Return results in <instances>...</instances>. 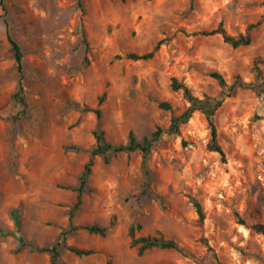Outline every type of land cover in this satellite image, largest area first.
Wrapping results in <instances>:
<instances>
[{"label":"rangeland","instance_id":"rangeland-1","mask_svg":"<svg viewBox=\"0 0 264 264\" xmlns=\"http://www.w3.org/2000/svg\"><path fill=\"white\" fill-rule=\"evenodd\" d=\"M264 0H0V264H50L32 249L54 245L69 229L79 176L95 146L96 108L106 142L140 140L189 103L172 78L200 99L222 89L212 74L236 86L216 115L228 164L208 150L204 115L195 112L154 145L145 175L140 152L93 158L76 226L97 224L105 236L79 229L67 245L93 250L77 256L60 248L61 264H264V22L247 46L221 37L190 36L220 22L244 33L264 15ZM7 32L23 53L19 73ZM167 40L154 58L119 60ZM166 103L170 109L162 108ZM78 147L80 150L69 149ZM205 220L201 224L195 203ZM19 212L18 251L12 211ZM163 237L181 250L152 248L139 255L128 232ZM204 240L214 249L218 262Z\"/></svg>","mask_w":264,"mask_h":264},{"label":"trees","instance_id":"trees-1","mask_svg":"<svg viewBox=\"0 0 264 264\" xmlns=\"http://www.w3.org/2000/svg\"><path fill=\"white\" fill-rule=\"evenodd\" d=\"M263 6H264V3H263ZM263 22H264V15L256 23L248 25L244 33L239 34L237 36H233L229 34L222 22H220L214 29L196 31V32L190 33L189 35L190 36H205V37L219 36L222 38V40L225 43L231 45L233 48H238L241 46H247L251 43L253 32L256 31L258 28H260ZM7 39L10 45L11 52L14 57L17 71L20 76L19 83H18V91L16 94L13 95V98H17V100L22 105H24V100H23V97L21 96V93L23 92V87H22L23 53H22V50L19 44L13 39V37L10 35L9 32H7ZM166 41L167 40L165 39L157 41L153 45L152 49L148 52H144V53L129 52L125 55L116 56V59H119V60L127 59L131 61H136V62L150 60L154 58L155 55L161 50V48L165 45ZM256 76H257L258 83L256 85H251L250 87L254 89L255 91H258L259 89L264 90V81H263L261 71L259 68L256 69ZM212 77L215 80H217L219 86L222 89L228 88L229 92L227 94L222 92L217 97L205 96L202 99H200L192 94L191 90L189 89L187 85L180 83L176 78H172L171 88L174 91L183 92V96L186 99V101L189 103V107L181 115L172 117L170 121V125L168 126L167 129L158 128L156 131L152 132L149 136L143 137L140 140H138L135 137L133 132H130L128 134L127 142L125 144H120V145L110 144L106 142L104 138V131L100 129V120L102 117L101 105L104 101L105 96L99 99L98 105L96 108L88 109V111H92L96 115L97 120H98L97 129L93 133L94 138H95V146L90 152L91 158L85 164L84 169L79 176V186L76 188H72V187L67 188L77 193L76 203L69 212V229L67 231L62 232V234L58 238V241L50 247L38 248L35 246H31L22 237L21 221H20L19 212L17 210H13L12 216H13V220H14L15 228H16L14 234L18 238L19 243H20L18 251L22 250L24 247L31 246L32 249L35 251L42 252V253H49L51 255L50 264H61L60 259H59L60 248L67 249L68 251H71L77 256H88V255L93 254L94 253L93 250L78 249L72 246H68L66 243L68 237L71 234L76 233L79 229H84L88 231L89 233L98 234L100 236H105L107 232L106 227H102L97 224L85 225V226L79 227V226L74 225L73 223L74 213L81 206L82 198L88 190L87 181H88V177L90 176L92 172L93 158L97 156H101L103 157L104 161L108 163L110 156H115L121 153L140 152L142 155V160H143L142 161L143 170L145 172V175L149 176L147 160L152 152L154 145L161 139V137L164 134L166 135L179 134L180 126L182 124L187 123L192 118L195 112H199L200 114L204 115L209 124L210 132H211V139L207 146L208 150L219 155L221 162L224 165H227L228 164L227 155L218 141L219 132H218V126H217V121H216V115L218 111L221 109V107L223 106V104L225 103V101L229 99L230 97H232V93L236 86H240V87H246V86L243 82H240V81L233 83L231 86H228L224 77L218 73L212 74ZM160 106L162 108L170 109V106L166 103H161ZM69 149L76 150V151L80 150L78 147H71ZM195 208H196L197 215L199 217V222L203 224L205 220V214L200 204L196 202ZM0 234L9 235L10 233L0 232ZM128 235H129V238L131 239V246L137 247V251L139 255H143L145 251L152 249V248L181 250L180 246L175 241L164 239L163 237H150V236L137 237L135 235L134 227H130ZM204 243L207 246L208 250L212 252L214 258L218 262L217 254L214 252V249L207 243L206 240H204Z\"/></svg>","mask_w":264,"mask_h":264}]
</instances>
